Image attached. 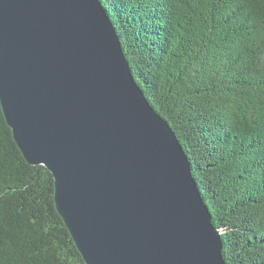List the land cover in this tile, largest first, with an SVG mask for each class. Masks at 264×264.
<instances>
[{"label":"water","instance_id":"water-1","mask_svg":"<svg viewBox=\"0 0 264 264\" xmlns=\"http://www.w3.org/2000/svg\"><path fill=\"white\" fill-rule=\"evenodd\" d=\"M0 102L86 264H227L170 124L100 0H0Z\"/></svg>","mask_w":264,"mask_h":264},{"label":"trees","instance_id":"trees-1","mask_svg":"<svg viewBox=\"0 0 264 264\" xmlns=\"http://www.w3.org/2000/svg\"><path fill=\"white\" fill-rule=\"evenodd\" d=\"M183 146L227 264H264V0H100ZM0 102V264H86Z\"/></svg>","mask_w":264,"mask_h":264}]
</instances>
